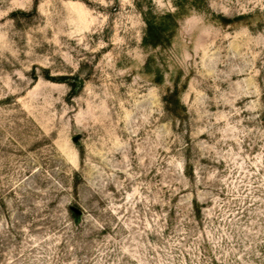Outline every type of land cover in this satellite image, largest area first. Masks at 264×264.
<instances>
[{"label":"rangeland","instance_id":"374dc122","mask_svg":"<svg viewBox=\"0 0 264 264\" xmlns=\"http://www.w3.org/2000/svg\"><path fill=\"white\" fill-rule=\"evenodd\" d=\"M0 264H264V0H0Z\"/></svg>","mask_w":264,"mask_h":264}]
</instances>
